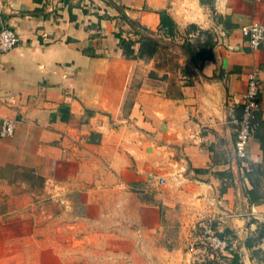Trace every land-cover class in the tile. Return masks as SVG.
<instances>
[{
    "label": "crops",
    "instance_id": "1",
    "mask_svg": "<svg viewBox=\"0 0 264 264\" xmlns=\"http://www.w3.org/2000/svg\"><path fill=\"white\" fill-rule=\"evenodd\" d=\"M131 22L156 29L153 57L124 56L117 35L127 41ZM253 23L264 26V0H0V29L19 38L0 53V122L17 121L0 138V258L193 264L206 253H187L192 232L211 219L227 233L222 264H264V240L252 241L264 203L247 199L251 165L264 191V42L248 47ZM253 70L261 108L239 161L233 119Z\"/></svg>",
    "mask_w": 264,
    "mask_h": 264
},
{
    "label": "built area",
    "instance_id": "2",
    "mask_svg": "<svg viewBox=\"0 0 264 264\" xmlns=\"http://www.w3.org/2000/svg\"><path fill=\"white\" fill-rule=\"evenodd\" d=\"M244 33L247 36V45L254 50L264 42V26L259 23H253L245 28ZM19 38L10 28L3 26L0 29V53H7L17 47ZM261 108L260 87L257 70H253L246 83V90L243 95L241 113L233 119L235 126V141L233 145L234 157L239 161H244L247 155V149L257 129L256 115ZM17 127L16 120H2L0 122V138H10L13 136ZM163 181H161L162 183ZM202 239L212 254H223L227 249V241L219 238L213 228L211 219H204L199 223ZM195 248L191 245L188 248V254H194ZM211 256V255H210Z\"/></svg>",
    "mask_w": 264,
    "mask_h": 264
},
{
    "label": "trees",
    "instance_id": "3",
    "mask_svg": "<svg viewBox=\"0 0 264 264\" xmlns=\"http://www.w3.org/2000/svg\"><path fill=\"white\" fill-rule=\"evenodd\" d=\"M158 15L160 18V28L166 29L167 31H171L174 28V25L172 21L169 19V17H167V15L164 12L158 13ZM132 27H134L133 29L135 35L139 36V39L137 41H128V40L126 41L125 39L117 35V39L119 40V47L123 51L124 56L130 59L132 58L149 59L153 57V55L157 51L158 42L149 36L143 35L139 30L140 25L133 24ZM190 28L192 29L193 27ZM136 44L138 45V49H137V53L135 54L133 47ZM179 49L185 54H187L192 62H195L194 53L191 49L190 44L185 42L179 46ZM259 168L260 167L251 165V169L248 170V172L246 173V176L252 182V190L247 192V199L249 204L251 205H259L264 203V191H262V187L259 183L260 180H258L261 178L260 176H262L261 175L262 173H260ZM215 233L221 239H225L224 235L227 234L226 232H224L223 234H219L216 231ZM263 240H264V224L257 223V228L252 241L254 242V244L259 245L262 243ZM245 246H249V243L247 242ZM211 256H212L211 258L208 257L203 260L194 262L193 264H222V262H225V260H227V258L223 254H211ZM238 258H239L238 256L234 255L232 262L237 263Z\"/></svg>",
    "mask_w": 264,
    "mask_h": 264
},
{
    "label": "rangeland",
    "instance_id": "4",
    "mask_svg": "<svg viewBox=\"0 0 264 264\" xmlns=\"http://www.w3.org/2000/svg\"><path fill=\"white\" fill-rule=\"evenodd\" d=\"M140 32L143 34V35H145V36H155V35H157V32H156V29L154 28V26H147V28H146V26H141L140 25ZM124 34H125V36L128 38V41H132L131 39H130V37L128 36V34L130 33V34H133L134 32H132V30H126L125 32H123ZM206 220V219H205ZM201 222V221H200ZM200 222H198V223H196V225H195V228H194V230H193V232H192V237H191V240H195V238L197 239L196 241H192V243H190L194 248H195V252H194V254H190V255H192V258H194V257H196L197 256V253H196V251H200V253H206V254H202L204 257H201L200 255H198L199 256V258H197V259H195L194 260V262H197V261H200V260H203V259H205V258H207L208 257V255L210 254H212V251L208 248V246L204 243V241H203V239H202V233H201V229L199 228V223ZM170 225L171 226H174V228H172L173 230H174V235L176 234V235H178V233H177V229H178V222L175 220L174 222H170ZM175 225L177 226V227H175ZM188 248H189V244H188V246H187V248H186V251H188ZM224 254V253H223ZM209 255V256H210ZM0 257H4L3 255H1V251H0ZM0 264H7L6 262H5V259H3V258H0Z\"/></svg>",
    "mask_w": 264,
    "mask_h": 264
}]
</instances>
